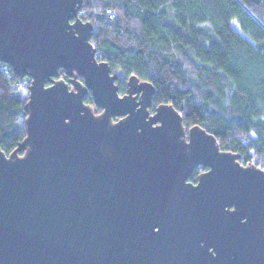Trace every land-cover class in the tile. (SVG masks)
Masks as SVG:
<instances>
[{
    "label": "water",
    "instance_id": "water-1",
    "mask_svg": "<svg viewBox=\"0 0 264 264\" xmlns=\"http://www.w3.org/2000/svg\"><path fill=\"white\" fill-rule=\"evenodd\" d=\"M82 4L0 0V61L31 78L26 136L0 147V264H264V168L152 108L151 82L120 94Z\"/></svg>",
    "mask_w": 264,
    "mask_h": 264
},
{
    "label": "trees",
    "instance_id": "trees-1",
    "mask_svg": "<svg viewBox=\"0 0 264 264\" xmlns=\"http://www.w3.org/2000/svg\"><path fill=\"white\" fill-rule=\"evenodd\" d=\"M79 15L94 24L91 42L119 74L120 93L132 75L151 82L152 108L172 104L187 129L202 126L264 168V0H83ZM58 77L70 81L63 68ZM15 78L0 67L7 155L26 136L28 86L12 87ZM85 102L102 111L90 90Z\"/></svg>",
    "mask_w": 264,
    "mask_h": 264
},
{
    "label": "built area",
    "instance_id": "built-area-1",
    "mask_svg": "<svg viewBox=\"0 0 264 264\" xmlns=\"http://www.w3.org/2000/svg\"><path fill=\"white\" fill-rule=\"evenodd\" d=\"M0 67H1V70L5 73L6 77L11 80L12 77L14 76L12 67L8 63H5L3 61H1ZM30 83H31V78L28 76H25L21 79L15 78V80L11 81L12 87H16V88L27 87L30 85Z\"/></svg>",
    "mask_w": 264,
    "mask_h": 264
},
{
    "label": "flooded vegetation",
    "instance_id": "flooded-vegetation-1",
    "mask_svg": "<svg viewBox=\"0 0 264 264\" xmlns=\"http://www.w3.org/2000/svg\"><path fill=\"white\" fill-rule=\"evenodd\" d=\"M69 76V75H68ZM69 79H70V76H69ZM127 91V89H126ZM126 91L124 93H126ZM124 93H120V94H124ZM208 170V167L207 166H204V165H197L195 168H194V171L192 173V175L189 176L188 178V181L196 184L198 182V179H199V175L200 173L204 172ZM195 174H196V178H195Z\"/></svg>",
    "mask_w": 264,
    "mask_h": 264
},
{
    "label": "snow or ice",
    "instance_id": "snow-or-ice-1",
    "mask_svg": "<svg viewBox=\"0 0 264 264\" xmlns=\"http://www.w3.org/2000/svg\"><path fill=\"white\" fill-rule=\"evenodd\" d=\"M157 231H158V229H157Z\"/></svg>",
    "mask_w": 264,
    "mask_h": 264
}]
</instances>
